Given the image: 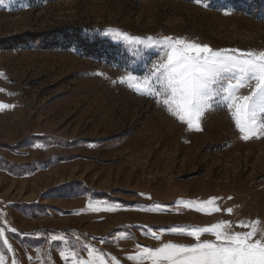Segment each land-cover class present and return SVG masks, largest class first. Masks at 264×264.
I'll list each match as a JSON object with an SVG mask.
<instances>
[{
    "label": "rangeland",
    "instance_id": "obj_1",
    "mask_svg": "<svg viewBox=\"0 0 264 264\" xmlns=\"http://www.w3.org/2000/svg\"><path fill=\"white\" fill-rule=\"evenodd\" d=\"M205 2L0 3V102L14 105L0 110L3 264H72L60 252L74 247L87 259L84 245L105 264H137L128 258L137 245L196 242L170 234L174 227L228 221L229 231L243 232L241 221H259L264 229V137L241 139L227 108L207 112L201 131L188 130L119 83L127 74L142 77L146 61L159 57L136 55L109 28L264 51V0ZM16 37L25 41L6 48ZM213 197L221 211L211 215L178 205Z\"/></svg>",
    "mask_w": 264,
    "mask_h": 264
},
{
    "label": "snow or ice",
    "instance_id": "obj_2",
    "mask_svg": "<svg viewBox=\"0 0 264 264\" xmlns=\"http://www.w3.org/2000/svg\"><path fill=\"white\" fill-rule=\"evenodd\" d=\"M194 2L208 7L205 0ZM224 14L230 12L225 11ZM107 32L127 42L136 50V55L143 57L155 51L159 60L150 66V60L146 61L147 70L142 77L127 74L119 79V83L126 84L139 95L154 99L188 130L201 131V122L207 112L227 108L241 139L264 137V51L214 50L207 44L186 38L139 37L113 28ZM244 88L249 89L247 94H241ZM11 107L14 105L0 102V110ZM217 199L179 201L178 205L211 215L221 211ZM226 212L231 214L232 209ZM258 224L259 221L250 224L241 221L238 226L249 229L243 232L229 231L228 221L205 227H174L168 230L170 234L187 235L196 242L190 245L168 242L155 249L137 245L140 250L128 258L137 264L144 261L149 264H264V229L258 228ZM202 234H211L215 240H201ZM3 236L4 230L0 229V237ZM151 236L159 239L155 233ZM51 239L67 242L61 236H52ZM84 248L88 252L87 259L80 258L74 247L67 254L62 250L60 255L65 260L71 259L72 264H105L104 259L96 254L98 250L89 245H84ZM0 264H3L2 257Z\"/></svg>",
    "mask_w": 264,
    "mask_h": 264
},
{
    "label": "trees",
    "instance_id": "obj_3",
    "mask_svg": "<svg viewBox=\"0 0 264 264\" xmlns=\"http://www.w3.org/2000/svg\"><path fill=\"white\" fill-rule=\"evenodd\" d=\"M30 38H33L32 36H29ZM25 40L21 37L13 38L12 40H9L10 46H6V48H13L15 44L23 43ZM6 42V41H5Z\"/></svg>",
    "mask_w": 264,
    "mask_h": 264
}]
</instances>
